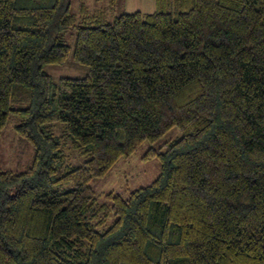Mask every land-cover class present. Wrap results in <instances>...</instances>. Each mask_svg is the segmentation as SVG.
I'll return each instance as SVG.
<instances>
[{"label":"trees","instance_id":"trees-1","mask_svg":"<svg viewBox=\"0 0 264 264\" xmlns=\"http://www.w3.org/2000/svg\"><path fill=\"white\" fill-rule=\"evenodd\" d=\"M72 0H0V135L34 148L0 170V264H264V0H156L151 13L71 11ZM84 77L55 84L70 55ZM65 122L88 158L60 172ZM161 172L99 216L92 178L148 140ZM97 217L93 223L91 218Z\"/></svg>","mask_w":264,"mask_h":264},{"label":"rangeland","instance_id":"rangeland-1","mask_svg":"<svg viewBox=\"0 0 264 264\" xmlns=\"http://www.w3.org/2000/svg\"><path fill=\"white\" fill-rule=\"evenodd\" d=\"M82 5H86L90 13L102 11L108 21L115 16L127 12L141 11L151 13L155 11V0H72L71 11L77 15L78 22L82 15ZM77 38V28H72L66 34V41L70 46V55L63 64H44L43 69L51 75L56 84L62 77H84L89 72V66L77 62L74 50ZM19 123L16 118H11L0 135V170L22 172L29 168L34 159V148L24 138H21L14 125ZM54 133L62 143L63 161L60 172L64 173L68 167L81 165L88 156H85L75 147L73 139L68 135L65 122H57ZM182 132L174 127L154 142L144 141L140 147L129 157L120 158L103 177L92 178L89 185L97 197V207H100L99 216L105 217L103 225H97L100 231L109 228L115 220V215L110 209L112 198L109 193L121 194L128 197L129 193L140 187L151 184L161 172V162L158 157L146 158L149 148L161 147L165 151L169 143L179 139ZM95 223L97 217L91 218Z\"/></svg>","mask_w":264,"mask_h":264},{"label":"crops","instance_id":"crops-1","mask_svg":"<svg viewBox=\"0 0 264 264\" xmlns=\"http://www.w3.org/2000/svg\"><path fill=\"white\" fill-rule=\"evenodd\" d=\"M155 4H156V0H155Z\"/></svg>","mask_w":264,"mask_h":264}]
</instances>
